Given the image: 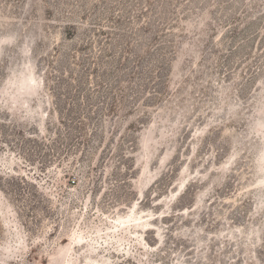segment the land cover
Wrapping results in <instances>:
<instances>
[{"label":"rangeland","instance_id":"1","mask_svg":"<svg viewBox=\"0 0 264 264\" xmlns=\"http://www.w3.org/2000/svg\"><path fill=\"white\" fill-rule=\"evenodd\" d=\"M0 264H264V0H0Z\"/></svg>","mask_w":264,"mask_h":264}]
</instances>
